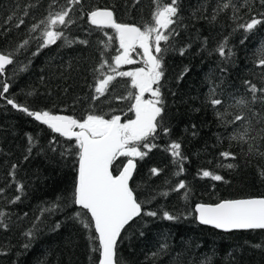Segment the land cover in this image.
<instances>
[{"label": "trees", "instance_id": "obj_1", "mask_svg": "<svg viewBox=\"0 0 264 264\" xmlns=\"http://www.w3.org/2000/svg\"><path fill=\"white\" fill-rule=\"evenodd\" d=\"M225 3L230 4L227 9L222 8ZM176 6L175 31L161 42L159 54L164 111L150 138L154 147L141 146L147 155L134 158L130 182L143 211L119 238L117 264H264V231L223 233L199 225L194 214L199 203L264 198V122H258L264 119V93L257 92L253 102L245 83L264 88L259 63L264 60V23L251 32L239 27L253 16L264 20V5L260 0H177ZM156 7L154 0H0V54L13 59L0 73V84L9 85L0 95V219L7 226H0V264H98V242L90 239L94 231L82 226L77 213L84 210L71 199L78 171L74 141L54 134L7 100L81 120L89 113L106 119L120 115L122 123L134 119L128 111L134 101L127 96L135 90L128 77H117L105 96L92 99L100 63L111 60L119 44L114 30L91 25L87 13L106 8L118 23L143 26L153 22ZM65 8L73 10L72 23L59 29L63 38L40 48L41 31H30L32 25ZM21 19L24 23L17 27ZM25 40L29 43L21 48ZM139 52L133 53L137 61ZM210 98L224 103L214 109ZM241 98L247 106L236 104ZM217 111L225 114L218 117ZM241 113L246 121L229 123ZM245 127L250 128L247 143L232 139ZM174 142L181 145L180 163L171 155ZM224 152L235 158L226 159ZM154 168L158 174L152 173ZM204 170L223 179L203 177ZM181 181L186 187L175 190ZM164 212L178 218L166 220Z\"/></svg>", "mask_w": 264, "mask_h": 264}, {"label": "snow or ice", "instance_id": "obj_2", "mask_svg": "<svg viewBox=\"0 0 264 264\" xmlns=\"http://www.w3.org/2000/svg\"><path fill=\"white\" fill-rule=\"evenodd\" d=\"M154 2L157 3V7L153 12V22L143 26L118 23L113 11L106 8H96L87 13V20L91 25L99 29L114 30L115 39L119 44L117 54L111 60L103 59L100 63L98 71L101 78L96 82L95 95L92 99L99 100L100 97L105 96L109 91V85L117 77H128L131 88L135 90L130 91L127 96L128 99L134 101L128 109L134 113V119L129 118L122 123L120 115H112L110 119H106L104 115L89 113L81 120L69 115L53 114L46 110L31 111L27 107L16 104L12 99L7 100V103L13 108L33 117L36 121L46 125L52 132L65 137L68 141H74L78 176L74 183L71 199L74 205L84 210L83 213H77V218L80 219L82 226L86 230L94 231V235L90 236V239L98 242V247L94 251L99 252V264H117L118 238L121 237L122 230L142 214V204L129 184L136 167L131 158H143L147 155V152L140 150L141 146L148 150L154 147L150 143V138H154L157 134L160 125L159 118H162L164 111L159 87L164 72L159 54L163 51L161 42H168L170 35L175 31L172 25L176 23L174 18L177 17L178 7L176 6L177 0H169L166 4L159 3V0H154ZM260 2L264 5V0H260ZM69 3L79 4L81 0H69ZM229 6L230 4L225 3L222 8L227 9ZM72 10V8H65L55 14L50 13L44 20L32 25L30 31H41L40 48L56 44L63 38L64 33L59 29L72 23L70 19ZM23 23L24 21L21 19L17 27ZM262 23L264 20L253 16L249 22L241 24L239 27L246 32H251ZM113 39L111 36L108 37L109 41ZM66 42L69 45L72 43V41ZM28 43L29 41L25 40L20 47L23 48ZM80 43L86 44L87 41H80ZM137 49L142 50L137 53L141 57L140 61L133 58V53H136ZM219 54L225 55L224 45L220 46ZM141 62L143 67H137L131 71L120 70L124 65ZM12 63L11 54H0V73L5 71L6 65ZM259 63L264 66V60H260ZM105 68L108 69L107 73L104 72ZM245 83L248 85L253 102L257 99V92L264 93V88H257L250 81H245ZM154 85L156 87H153ZM0 90H2L0 95L7 93L9 85L7 83L0 84ZM146 93L153 98L145 99ZM209 103L216 109L224 102L218 98H210ZM236 104L247 106L248 101L241 98L236 101ZM224 114L220 111L216 112L218 117H223ZM246 119V116L241 113L235 115L229 123L236 125ZM258 122H264V119ZM247 124L250 126L251 120H247ZM249 130V127H245L239 136L234 134L232 139L247 143L246 138L249 135ZM163 131L167 133L168 129L165 128ZM260 131L264 133V128ZM29 141L31 142V137H29ZM180 148L179 143L174 142L170 145L171 155L177 163L184 159L179 151ZM249 150L251 151V146ZM221 155L226 159L230 156L235 158L229 152L221 153ZM121 157H130V159L124 163L120 161ZM227 167L233 168L234 165L228 164ZM114 169L118 171V174H114ZM152 173L158 174V170L154 168ZM261 175L264 176V172ZM202 176L211 177L214 181L223 179L222 176L208 170H204ZM185 187V183L181 181L175 190L178 191ZM20 189L22 190V186ZM163 195H167V193ZM185 198H187V194ZM19 199V196L15 198V200ZM194 211L200 224L211 225L216 229L224 231L264 230V198L231 199L216 204L199 203L195 206ZM144 214L157 215L156 212ZM3 216L4 213L0 212V217ZM163 218L172 221L178 217L164 212ZM0 226L7 227L2 219H0ZM28 235L31 236V233Z\"/></svg>", "mask_w": 264, "mask_h": 264}, {"label": "water", "instance_id": "obj_3", "mask_svg": "<svg viewBox=\"0 0 264 264\" xmlns=\"http://www.w3.org/2000/svg\"><path fill=\"white\" fill-rule=\"evenodd\" d=\"M34 119V118H33ZM35 120V119H34ZM36 121V120H35ZM38 122V121H37ZM38 123H40V122H38ZM41 124V123H40ZM43 125V124H42ZM44 126H46V125H44ZM47 127V126H46ZM48 128V127H47ZM51 130V129H50ZM54 133V132H53ZM54 134H56V135H58L59 136V134H57V133H54ZM61 137V136H60ZM64 139H66L65 137H63ZM127 162V161H126ZM125 162V163H126ZM135 163V162H134ZM136 168V167H135ZM134 171H135V169H134ZM133 174H134V172H133ZM77 176H78V171H77ZM133 177V176H132ZM77 180V179H76ZM130 182H131V180H130ZM130 182H129V184H130ZM78 208H79V206H77ZM194 209H195V207H194ZM194 214H195V217H196V221H197V223L199 224V225H201V226H204V227H208V228H212V229H215V230H217V231H219V232H223V233H233V232H248V231H264V230H260V229H256V230H231V231H224V230H222V229H216V228H214L213 226H211V225H202V224H200L199 223V221H198V219H197V214L195 213V211H194ZM138 218V217H137ZM137 218H135V219H137ZM133 222V221H132ZM127 227V226H126ZM125 227V228H126ZM122 232H123V230H122ZM122 234V233H121ZM118 241H119V238H118ZM118 243V242H117ZM98 264H99V262H98Z\"/></svg>", "mask_w": 264, "mask_h": 264}, {"label": "rangeland", "instance_id": "obj_4", "mask_svg": "<svg viewBox=\"0 0 264 264\" xmlns=\"http://www.w3.org/2000/svg\"><path fill=\"white\" fill-rule=\"evenodd\" d=\"M163 31V30H162ZM142 51V50H141ZM125 66V65H124ZM145 99H152L153 97H151V95L150 94H145V97H144ZM135 118V117H134Z\"/></svg>", "mask_w": 264, "mask_h": 264}, {"label": "bare ground", "instance_id": "obj_5", "mask_svg": "<svg viewBox=\"0 0 264 264\" xmlns=\"http://www.w3.org/2000/svg\"><path fill=\"white\" fill-rule=\"evenodd\" d=\"M136 165V164H135Z\"/></svg>", "mask_w": 264, "mask_h": 264}]
</instances>
